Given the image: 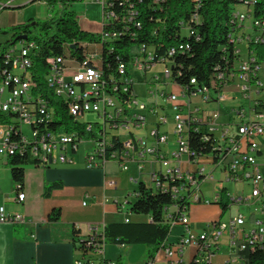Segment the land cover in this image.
Instances as JSON below:
<instances>
[{"label": "built area", "instance_id": "1", "mask_svg": "<svg viewBox=\"0 0 264 264\" xmlns=\"http://www.w3.org/2000/svg\"><path fill=\"white\" fill-rule=\"evenodd\" d=\"M81 1L101 5L102 28L94 32L100 40L82 42L81 56H72L73 43L65 45L64 55L48 58L43 85L35 77L40 50L37 41L23 32L21 39L14 41V32L7 36L0 34V163L10 167L19 150H27V157L38 166L73 163L80 145L86 142L88 146L83 151L86 167H104L111 160L124 171L133 165L136 173L130 176L133 182L149 180L155 189L167 188L174 199L188 196V203L178 208L176 216L168 214L172 226L183 227L182 233L175 241L164 243L143 264H215L214 259L223 247L227 252L220 264H244L241 251L264 247V174L258 161V155L264 152V112L258 109L264 102H255L251 118H245V108L239 107L235 112L240 119L222 124L218 111L202 112L198 105H192L191 98L223 102L227 99V86L235 82L243 98L255 89H264L262 62L249 50L252 44H264V18H255L251 9L256 1L241 0L246 10L241 11L238 6L231 18L236 34L229 36L240 38V43L247 42L246 55L237 47L235 53L239 58L234 68L219 72L210 85L196 86L190 95L178 83L170 86L169 75L175 71L170 69L172 60L167 56L156 58L151 45L131 44L127 48L128 59L118 57L114 67L104 58L105 49L115 50L114 42L138 37L143 23L137 7L132 3L127 7L124 0L75 2ZM163 1L153 0L156 4ZM11 2L0 3V12ZM193 19L199 21V16L195 13ZM247 19L250 25L244 24ZM111 24L116 26L107 30L106 26ZM174 52L172 48L169 54ZM159 65L163 66L162 71L156 70ZM191 82L195 83V79ZM88 113L96 114L97 118L83 119ZM74 120L86 121V128H74ZM148 123L153 124L152 128L138 134L136 129H147ZM195 123L204 125L203 129L196 128L203 131V139L204 132H213L215 147L225 154L217 163L211 155L190 147V125ZM25 126L30 128V134L25 132ZM15 130H23V139L15 138ZM203 159H210L215 167L224 165L225 181H247L248 196L230 197L231 201L257 203L261 215L248 223L238 213L227 220H213L208 225L210 230L195 231L190 207L220 200V191L212 199L203 196L202 185L214 180L213 170ZM22 188L15 185L14 201L25 200ZM125 206L124 203L120 207L124 210ZM124 220H130L129 209ZM26 221L25 215L8 213L0 205V222ZM97 232L94 229L93 235L76 247L74 264H117L106 259V244L98 241ZM225 235L228 239L224 243Z\"/></svg>", "mask_w": 264, "mask_h": 264}, {"label": "trees", "instance_id": "2", "mask_svg": "<svg viewBox=\"0 0 264 264\" xmlns=\"http://www.w3.org/2000/svg\"><path fill=\"white\" fill-rule=\"evenodd\" d=\"M76 0H46L53 6L55 3L72 5ZM129 7L133 4L140 11L143 27L138 32V37L114 42L115 50H106L104 43V58L111 66H115L117 58L128 59L127 48L134 43H146L155 50L156 58L167 56L175 69L173 77L190 95L196 86L210 85L211 80L221 72H230L239 56L235 53L237 48L231 42L230 33L236 34L232 29L231 18L233 11L241 4V0H165L156 4L153 0H124ZM256 1L253 5L255 18H264V0ZM120 5V4H119ZM120 7V6H119ZM122 11H126L124 7ZM199 16V21L193 19V15ZM23 24L14 26L12 40L21 39L20 33L27 34L28 38L37 41L39 53L36 56L35 77L41 85L48 72V58L65 54L66 44H75L72 48L73 56H81L83 53L81 44L84 41H99V36L94 32L85 31L79 24V18L73 10L65 9L61 14L51 16L39 21L29 18ZM35 21V25L32 22ZM116 24L107 25L106 29H113ZM33 28L39 31L38 36L31 37ZM175 52L169 54L170 49ZM254 51L257 60L264 62V44H252L249 48ZM195 79V83L191 80ZM64 106V104L62 105ZM204 128L201 123L190 125L189 143L196 152L211 155L214 161L222 159L225 154L215 147L214 141L204 140L203 131L196 128ZM28 164H36L35 160L25 156L13 157L10 161V171L16 186L23 187L24 169ZM62 186L61 181L51 182L45 185L44 196L48 197L51 191ZM136 199L130 201V213L144 215L147 219L140 221H121L107 223L102 230L97 232L99 242L117 245L142 244L147 247V258H153L157 250L168 242L172 225L168 219L169 212L177 215L178 208L187 204L188 196L182 199H174L171 193L154 188L145 181L136 184ZM222 213L230 209L233 204L225 189L220 191L218 202ZM177 207V208H176ZM180 211V210H179ZM61 211L54 208L48 214L50 221L60 218ZM77 237L76 247H81L86 238ZM240 256L244 264H264V249L241 251ZM117 264H123L118 261Z\"/></svg>", "mask_w": 264, "mask_h": 264}, {"label": "crops", "instance_id": "3", "mask_svg": "<svg viewBox=\"0 0 264 264\" xmlns=\"http://www.w3.org/2000/svg\"><path fill=\"white\" fill-rule=\"evenodd\" d=\"M16 13V10L11 9L10 19L13 23L16 21ZM84 22V19L79 18L81 28ZM95 25L96 27L90 32L100 31L102 21ZM237 92L235 82L227 86V99L223 102L219 103L214 98L203 101L200 97H192L191 103L198 105L202 112L218 111L219 122L222 124H228L234 119L239 120L240 117L235 112L239 107L245 108V118H251L255 113L252 110L255 102H264V89H255L247 98L240 99L237 98ZM193 99H195L194 103ZM258 110L264 112V104ZM203 161L213 170L214 175V180L204 183L206 188L202 193L205 198L212 199L222 189H225L229 197L248 196L249 192L244 195L228 190L229 183L221 180L224 179V165L215 167L210 159ZM258 161L264 174L263 151L258 155ZM24 173L22 191L26 197L23 202H16L14 200L17 193L10 167L5 162L0 163V199L5 201L0 205H4L8 213H21L27 218L26 222L19 224L0 222V264H74L77 256L76 238L86 237L96 228L100 231L107 223L123 221L130 201L136 199L137 183L130 180L131 175H136L133 165L130 170L124 171L116 161L111 160L106 162L104 167L88 168L83 153L75 156L73 163H55L46 167L28 164ZM215 173L221 179L217 180ZM5 180H7L6 186ZM55 181H61L62 186L53 189L50 196H44L45 185ZM235 182H246L250 188L245 180ZM124 203L126 206L122 210L120 206ZM236 205L238 206L236 214H243L248 223H252L261 215L257 203ZM54 208L60 209L61 216L56 221H50L48 214ZM222 215V208L218 202L194 204L189 210L191 225L195 231L204 229ZM146 219L145 217L141 220ZM130 220L140 221L136 218ZM223 238L225 243L228 235ZM168 241L174 240L169 238ZM126 246L106 244V259L117 263L121 261L123 264H143L148 259L146 256L141 261L142 256L147 255V247L142 244L128 245L131 254L138 253L124 259L123 249ZM223 249L225 252L222 254L219 252L217 256L219 264L227 252L224 247L221 250Z\"/></svg>", "mask_w": 264, "mask_h": 264}, {"label": "rangeland", "instance_id": "4", "mask_svg": "<svg viewBox=\"0 0 264 264\" xmlns=\"http://www.w3.org/2000/svg\"><path fill=\"white\" fill-rule=\"evenodd\" d=\"M8 1H12L11 5L12 6H18L17 8H12V7H6L4 8L1 12H0V34L3 36H7L11 33H13V28L14 26L20 25L25 23L29 18L32 19H37L39 21H43L45 19L50 18L51 16H56L58 14H61L65 9L68 10H73L78 18H82L85 20L84 23H82V29L85 31H91V29H93L94 27H96V23L101 22L102 21V8L101 5L95 2H74L72 5H66V4H59V3H55L53 6L48 5L46 2H44V0H0V3L2 4H6ZM46 1V0H45ZM239 10L241 11H245L247 6L245 4H240L239 5ZM253 7L251 6V9ZM11 9L16 10V21L13 23L10 19V12ZM96 22V23H95ZM251 21L250 20H245L244 24L245 25H250ZM40 33L38 31L37 28H33V31L31 32L30 36L34 37V36H38ZM239 48L241 49V54L243 56L246 55L247 51H248V45L247 42H242L239 43ZM263 67H264V62L262 63ZM163 66L159 65L156 70L158 71H162ZM261 78H263L264 80V68L261 70L260 72ZM139 89V88H138ZM237 98H243L242 94H240V92L236 93ZM246 100V99H245ZM195 102V99H193V103ZM97 118V115L94 113H88L85 115V117L83 119L87 120V119H91L94 120ZM84 121V120H82ZM153 124L152 123H148V127L147 129L145 127L143 128H137L136 130L138 134H142L147 132L150 128H152ZM135 129V128H134ZM30 128L28 126H25V132L27 134H30ZM88 146V144L82 143L79 147V151L78 153L75 154V156L81 155L84 151V149ZM173 148H175V146H172ZM216 174V179L219 180L221 178H218L217 173ZM224 180V179H221ZM148 184H150L149 180H145ZM229 191L230 192H236L238 194H244L247 195L250 188L247 185L246 182H229ZM218 183V182H217ZM5 186L7 185V180L4 181ZM206 184V183H205ZM205 184L202 185V192H204V188H206ZM220 184V183H219ZM218 184V185H219ZM210 192V191H209ZM13 194V192H12ZM133 199H135L133 197ZM5 202L4 200L2 201L0 199V203ZM238 210V206L236 204H232L230 206V209L227 210L226 212L223 213L222 215V220H227L230 216L236 214ZM130 218H136V219H144L145 216L144 215H140V214H134V213H130ZM206 229L210 230V227L206 226ZM183 231V227L181 225H174L172 227V231L170 234V240H176V238H178V236H180V234ZM224 237V236H223ZM224 240V238H223ZM124 259H126L127 257L131 258L132 255L137 254L138 252H135L134 254H131L130 252V248L127 245L124 249ZM221 254L225 252V250H220ZM146 254H144L141 258V261H143L146 258ZM214 263L215 264H219V257L214 259ZM132 264H137V263H132Z\"/></svg>", "mask_w": 264, "mask_h": 264}, {"label": "bare ground", "instance_id": "5", "mask_svg": "<svg viewBox=\"0 0 264 264\" xmlns=\"http://www.w3.org/2000/svg\"><path fill=\"white\" fill-rule=\"evenodd\" d=\"M253 1V0H252ZM231 42L235 44L236 47H239L240 38L231 37ZM73 56V55H72ZM170 69H173V65L170 63ZM169 84L170 86L177 85L173 74L169 75ZM74 128H86V121L74 120ZM15 138L23 139V130H15ZM213 139V132H204V139ZM19 155L22 157L27 156V150H19ZM167 191V188H158ZM264 249V247H262Z\"/></svg>", "mask_w": 264, "mask_h": 264}, {"label": "water", "instance_id": "6", "mask_svg": "<svg viewBox=\"0 0 264 264\" xmlns=\"http://www.w3.org/2000/svg\"><path fill=\"white\" fill-rule=\"evenodd\" d=\"M8 7L17 8L18 6H12V5H11V6H8ZM35 23H36V22L33 21V22H32V25H35ZM23 38H26V35H23ZM73 47H74V45H73Z\"/></svg>", "mask_w": 264, "mask_h": 264}, {"label": "flooded vegetation", "instance_id": "7", "mask_svg": "<svg viewBox=\"0 0 264 264\" xmlns=\"http://www.w3.org/2000/svg\"><path fill=\"white\" fill-rule=\"evenodd\" d=\"M26 22H30V21L27 20Z\"/></svg>", "mask_w": 264, "mask_h": 264}]
</instances>
